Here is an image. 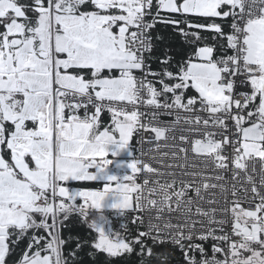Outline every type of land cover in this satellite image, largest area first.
<instances>
[{"label":"snow or ice","instance_id":"snow-or-ice-1","mask_svg":"<svg viewBox=\"0 0 264 264\" xmlns=\"http://www.w3.org/2000/svg\"><path fill=\"white\" fill-rule=\"evenodd\" d=\"M0 264H264V0H0Z\"/></svg>","mask_w":264,"mask_h":264}]
</instances>
